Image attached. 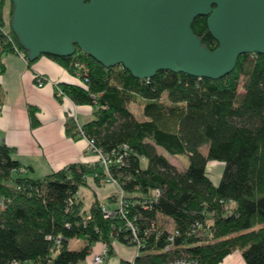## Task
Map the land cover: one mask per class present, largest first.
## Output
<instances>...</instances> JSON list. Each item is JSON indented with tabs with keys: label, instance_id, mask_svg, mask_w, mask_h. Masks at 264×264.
Returning <instances> with one entry per match:
<instances>
[{
	"label": "trees",
	"instance_id": "trees-1",
	"mask_svg": "<svg viewBox=\"0 0 264 264\" xmlns=\"http://www.w3.org/2000/svg\"><path fill=\"white\" fill-rule=\"evenodd\" d=\"M4 1L0 59L13 52L27 60L10 28L11 3L4 30ZM192 31L208 50L217 48L205 17L193 21ZM48 57L68 71H74V61L87 68L85 84L59 87L75 105L92 107V119L81 126L85 136L107 156L121 158L110 173L127 204V219L143 241L134 264L169 258L162 252L165 230L159 238L143 236L152 223L159 227V216L179 231L174 246H182L199 264H220L234 251L243 264H264V54L240 56L233 71L218 80L165 71L138 80L123 67L105 68L79 50L72 57ZM130 104L141 107L143 120ZM34 112L29 109L32 125ZM76 130L67 118L66 133L75 137ZM159 150L185 156L187 167L177 170ZM14 155L13 148L0 144V264H79L96 243L105 244L108 255L113 241L130 245L125 239L130 233L116 215L117 191L108 199L116 203L110 218L104 217L106 209L95 196L88 207L78 196L89 176L96 186L103 185L98 165L73 164L32 178L19 172L22 165ZM210 162L223 164L217 185L208 177ZM195 222L201 228L187 237ZM73 240L83 246L70 249Z\"/></svg>",
	"mask_w": 264,
	"mask_h": 264
},
{
	"label": "water",
	"instance_id": "water-1",
	"mask_svg": "<svg viewBox=\"0 0 264 264\" xmlns=\"http://www.w3.org/2000/svg\"><path fill=\"white\" fill-rule=\"evenodd\" d=\"M10 28L29 62L76 50L138 80L158 72L218 80L242 55L264 54V0H8ZM206 18L217 48L192 31Z\"/></svg>",
	"mask_w": 264,
	"mask_h": 264
},
{
	"label": "crops",
	"instance_id": "crops-1",
	"mask_svg": "<svg viewBox=\"0 0 264 264\" xmlns=\"http://www.w3.org/2000/svg\"><path fill=\"white\" fill-rule=\"evenodd\" d=\"M0 63L3 67L0 73V144L15 150L14 158L20 162L27 176L39 178L73 164L92 166L95 157L87 150L85 140L65 131L70 111H75L77 123L82 126L92 119V107L75 105L66 96L57 97L54 87V83L80 86V78L48 56H41L29 64L21 55L8 52L2 54ZM35 75H42L49 82L38 88L34 82ZM30 108L35 110V125L31 124ZM80 117L82 122H79ZM208 177L214 185L218 184L219 181L214 183L210 175ZM86 183L100 203L108 202L117 191L111 185L96 186L91 176L87 177ZM108 204L115 205L113 202ZM104 207L106 211L115 208L108 210L106 205ZM80 242L70 241L69 248L71 243L76 245ZM111 248L112 253L108 255L106 245L96 243L79 264H96L94 255H104L102 264H120L135 258L136 249L131 245L113 241ZM230 257L224 260H231ZM232 258L231 263L238 260L236 255Z\"/></svg>",
	"mask_w": 264,
	"mask_h": 264
},
{
	"label": "built area",
	"instance_id": "built-area-1",
	"mask_svg": "<svg viewBox=\"0 0 264 264\" xmlns=\"http://www.w3.org/2000/svg\"><path fill=\"white\" fill-rule=\"evenodd\" d=\"M73 68L75 73L78 75L81 81V85L85 84V76L87 74V68L85 65L79 61H74L73 62ZM34 82L35 85L38 88H42L46 83H48V79H46L42 75H35L34 76ZM55 91L57 97H65L63 94L62 90L60 89L59 85L54 83ZM0 112H1V105H0ZM69 118L72 119L76 126H77V135L85 140L86 142V148L87 150L95 157V162L92 166H95L96 163L99 166V168L102 169L103 171V177H102V184L103 185H111L114 186L117 189L118 193V207L116 210V215L120 217V219L124 222V232L130 233V238L127 236L125 239L128 240V244L131 246L135 247L136 249V257H139L140 254V249L143 248V241H141V237L139 236V229L134 225L132 221H129L126 216V207L127 204L124 202L123 194L120 190V187L118 186L117 181L112 177L110 171L111 167L113 166H118L121 163V158H116L112 159V157L107 156L104 154L99 148H97L93 142L88 139L84 131L82 130L81 126L77 123L76 120V115L75 111H70L68 113ZM19 172L24 174L26 173L24 169H19ZM97 175H94L96 177ZM0 207H4V201L0 200ZM115 215L114 211H104V217L105 218H110ZM201 228V225L199 222H195L194 224L191 225L188 233H186L187 237H190L191 235L195 234L199 229ZM164 230L160 229L159 227H156L153 223L150 225V228L147 230H144L143 236L148 237L150 235H154L155 238H159L163 234ZM166 232V237H165V242L166 244L164 245V249L162 252L164 254H168L169 258L159 262L158 264H199L198 260L196 258L191 257L190 255L186 254L182 250V246H174V242L176 237L179 236V231L176 230L174 227L170 231H165ZM134 258V259H135ZM93 261L96 264H102L104 262V255H94L93 256ZM130 264H134V260L129 262Z\"/></svg>",
	"mask_w": 264,
	"mask_h": 264
},
{
	"label": "rangeland",
	"instance_id": "rangeland-1",
	"mask_svg": "<svg viewBox=\"0 0 264 264\" xmlns=\"http://www.w3.org/2000/svg\"><path fill=\"white\" fill-rule=\"evenodd\" d=\"M10 10H11L10 2L8 0H5L3 11H2V15H3L2 17H3L4 23H5V29L4 30H7V26L9 24ZM72 72L75 73L76 71H72ZM75 75H77V74L75 73ZM242 91H243V89H242V82H241L239 89H238V92L242 93ZM129 109L135 114V116L139 120H143L142 109L139 105L130 104ZM82 120L83 119L80 117L79 122H82ZM159 152L164 154L166 156V158L168 159V161L171 164H173L177 170H182L183 168L187 167V158L185 156H170L168 154H165L161 150H159ZM205 152H206V148H203V153H205ZM96 166H97V163H96ZM141 166L145 167L146 163L144 161H142ZM222 171H223V165L219 162H210L207 165V173H208V175H210V177L214 183H217L219 181V178L221 176ZM93 195H94L93 191L89 187H86V186L80 187V189L78 191V196L84 201L86 207L89 206V204L93 198ZM102 202H103L102 204L106 205V208L108 210L112 209V208H114V206H116V203H115V205L108 204V202L106 200H104ZM157 218H158L157 224L159 225V227L161 229H163L165 231H170L172 229L173 224L170 220L164 219L160 216ZM81 247H82V242H80L76 245H73V243L70 244V248H72V249H79ZM230 255H231V257L229 259H231V260H223V262L220 264H243L242 258L240 259L241 255H240L239 251H234ZM235 255L237 256L238 260L236 262L233 261V263H231L232 259H233L232 257H234ZM238 255H240V257Z\"/></svg>",
	"mask_w": 264,
	"mask_h": 264
}]
</instances>
